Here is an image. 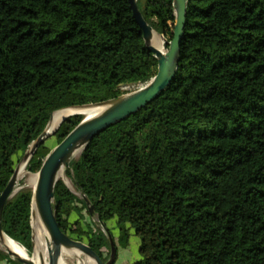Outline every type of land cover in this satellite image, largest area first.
<instances>
[{"label": "trees", "instance_id": "trees-1", "mask_svg": "<svg viewBox=\"0 0 264 264\" xmlns=\"http://www.w3.org/2000/svg\"><path fill=\"white\" fill-rule=\"evenodd\" d=\"M172 1L137 0L167 41ZM156 70L128 0H0V192L52 111L117 97ZM81 119L62 120L53 145ZM66 172L81 196L55 182L59 226L103 261L112 240L113 264H264V0H186L170 85ZM30 200V188L12 192L0 221L28 252ZM130 233L136 254L120 258ZM0 264L24 263L0 248Z\"/></svg>", "mask_w": 264, "mask_h": 264}, {"label": "water", "instance_id": "water-1", "mask_svg": "<svg viewBox=\"0 0 264 264\" xmlns=\"http://www.w3.org/2000/svg\"><path fill=\"white\" fill-rule=\"evenodd\" d=\"M133 12V17L142 30V36L147 47L153 51L157 59V70L154 76L145 84L139 85L134 90L120 94L117 97L90 102L69 107H83L89 105H106V108L99 114L86 118L85 116L56 144L54 145L43 158L40 167L35 172L37 178L34 187L31 189L30 200V217L33 215V207L37 211L48 235L49 240L46 241V252L48 261L47 264H59L62 250L66 248H75L79 252L88 256L94 264H113L115 259V247L110 241V257L107 261H103L100 256L85 242L73 239L68 236L59 226L56 216V206L54 199L55 182L62 178L58 176V171L69 166V161L72 159L76 149L82 146V149L87 143L99 132L110 125H113L120 120L126 118L131 113H134L148 104L151 100L161 94V92L170 85L177 71L180 41L183 37V26L185 23L186 0H173L174 28L173 35L169 41L162 42L163 50L156 47L152 43L154 30L152 26L143 17L137 0H128ZM159 34V33H158ZM162 37V34H160ZM56 111V110H55ZM55 111L50 113V119L42 132L30 144L25 151L22 159L25 164L35 151L37 146L53 133L60 122L66 117L75 113L63 116L53 130H48V125ZM20 162V161H19ZM18 165L14 168L7 184L0 192V221L5 200L14 192L15 182L17 180ZM85 202L88 204L89 212L92 213L93 206L89 204L88 199L84 196ZM31 227V224H30ZM4 233L0 224V234ZM32 241V227H31ZM8 236V235H7ZM13 257L22 261L24 264H40L28 258H24L9 249L5 250ZM40 262L42 258L40 257Z\"/></svg>", "mask_w": 264, "mask_h": 264}, {"label": "bare ground", "instance_id": "bare-ground-1", "mask_svg": "<svg viewBox=\"0 0 264 264\" xmlns=\"http://www.w3.org/2000/svg\"><path fill=\"white\" fill-rule=\"evenodd\" d=\"M152 33H153L152 43L156 47L163 50L162 37L155 30H153ZM105 108H106V105H95L94 104V105L83 106V107H65V108L58 109L52 115V118H51L50 123L48 125V130L49 131L53 130L57 126L60 119L63 116H66L68 114L78 112V113L83 114L86 118H90V117H93V116L99 114ZM78 149L75 150L74 154L77 153ZM24 173H25V162H24V160H22V162L18 165L17 177L21 176ZM58 176L64 177V170L63 169H60L58 171ZM36 178H37V174L31 175L27 179L28 184L30 186L34 187ZM30 224L32 227V239L34 242V245L32 248L33 254H30V252H28L22 245H20L18 242H16L15 240L10 238L9 236L5 235L4 233L0 234V242H1L2 246H4L6 249H9L13 252H16L18 255H20L24 258H28V259L36 262V263L46 264L45 241L48 238V234H47V231L44 228L42 221H41V219H40V217H39V215H38V213L34 207H33V215L31 216V219H30ZM72 249L76 250L77 254L79 253V251L75 248H66V251L70 252ZM40 257L42 258V262H40ZM59 264H66V263L63 261V259H60Z\"/></svg>", "mask_w": 264, "mask_h": 264}, {"label": "rangeland", "instance_id": "rangeland-1", "mask_svg": "<svg viewBox=\"0 0 264 264\" xmlns=\"http://www.w3.org/2000/svg\"><path fill=\"white\" fill-rule=\"evenodd\" d=\"M160 35V34H159ZM167 39L162 35V42ZM136 87H131V86H124L123 87V90L124 92L123 93H127V92H130L132 90H134ZM121 93V94H123ZM81 114V113H80ZM82 117H84L83 114H81ZM54 141H55V136L54 135H48L47 136V139H46V143L49 145V146H54ZM56 145V144H55ZM51 147V148H52ZM82 150V146L79 147L78 151L76 154H74L72 156V158H76L80 151ZM22 161L20 160L19 164L21 163ZM64 170V177L62 178H59L60 180H62L65 185L74 193H76L77 195L81 196V194L79 193V191L76 190V188L74 187L72 181H71V178L70 176L67 174L66 172V168H63ZM33 174H36L35 172H30L26 169V164H25V173L22 174L21 176L17 177V180L15 182V188H14V191L22 188V187H27V188H30L32 189L33 187L30 186L27 182V179L33 175ZM93 220L96 221V223L98 225H100V227L105 231L104 227L101 225V223H99L96 219V217L94 216L93 217ZM43 224V223H42ZM44 226V225H43ZM45 228V227H44ZM119 233L120 234H123L125 233V228H126V225L125 224H121L120 227H119ZM48 234V233H47ZM127 242H128V247L120 252V258H130L131 256H134L136 254V250H137V247H135V245L139 242V238L133 234L130 233V236H128V238H126ZM49 240V235H48V238L46 239V241ZM46 241H45V260H46V264H47V261H48V257H47V252H46ZM121 243V242H120ZM1 242H0V248L1 249H4L6 250V248L4 246H2ZM30 254H33V251H29ZM77 251L72 249L70 252H67L66 251V247L62 250L61 252V255H60V259H63V261L66 263V264H93L94 262L86 255H84L82 252H79L78 254L76 253ZM63 253V254H62ZM109 259V258H108ZM91 261V262H90ZM117 264V263H116Z\"/></svg>", "mask_w": 264, "mask_h": 264}]
</instances>
